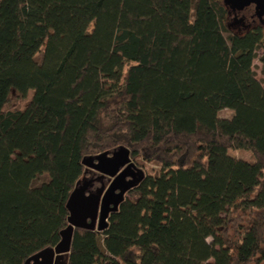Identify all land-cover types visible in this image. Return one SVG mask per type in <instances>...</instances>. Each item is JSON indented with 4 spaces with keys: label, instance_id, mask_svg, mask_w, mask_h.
Segmentation results:
<instances>
[{
    "label": "trees",
    "instance_id": "1",
    "mask_svg": "<svg viewBox=\"0 0 264 264\" xmlns=\"http://www.w3.org/2000/svg\"><path fill=\"white\" fill-rule=\"evenodd\" d=\"M256 58L264 16L228 0H0V264L53 248L83 158L121 146L157 170L66 264H264Z\"/></svg>",
    "mask_w": 264,
    "mask_h": 264
},
{
    "label": "water",
    "instance_id": "2",
    "mask_svg": "<svg viewBox=\"0 0 264 264\" xmlns=\"http://www.w3.org/2000/svg\"><path fill=\"white\" fill-rule=\"evenodd\" d=\"M231 3L238 9L255 4L258 10L264 11V0H231ZM82 164L86 171L97 177L84 174L75 184L66 202L67 226L60 232V241L53 248L34 254L24 264H66L74 229L104 230L109 214L117 210L127 191L135 187L144 175L131 161L129 150L122 146L85 157ZM100 177H106L108 185L93 190L94 181Z\"/></svg>",
    "mask_w": 264,
    "mask_h": 264
},
{
    "label": "rangeland",
    "instance_id": "3",
    "mask_svg": "<svg viewBox=\"0 0 264 264\" xmlns=\"http://www.w3.org/2000/svg\"><path fill=\"white\" fill-rule=\"evenodd\" d=\"M250 10H252V8H249ZM262 53L261 50H259L257 52L258 56ZM41 58L40 55L37 56V61H39ZM252 70L254 72V76L258 81H261L264 79V68L262 66V63L259 61L258 58H256L253 61V66H252ZM31 97V92H28L25 95H19L17 94L15 91H11L10 93V101L9 103L4 107V109L8 110V109H21L23 108L29 101ZM218 116L219 117H223V118H230L232 116V111L230 109H221L218 111ZM231 156L237 158V159H242V160H250V153L247 151H237V150H233L231 151ZM143 171L146 172H153L154 170H157L156 166H153L152 164H147L144 169H142ZM91 173V172H90ZM93 174V173H92ZM87 177H89V172L86 175ZM94 175H92L93 177ZM46 180V176H40L38 177L33 185H38L41 182ZM99 182L96 184V187L99 186ZM126 196H130L129 194H126ZM208 262H212V260H209Z\"/></svg>",
    "mask_w": 264,
    "mask_h": 264
},
{
    "label": "flooded vegetation",
    "instance_id": "4",
    "mask_svg": "<svg viewBox=\"0 0 264 264\" xmlns=\"http://www.w3.org/2000/svg\"><path fill=\"white\" fill-rule=\"evenodd\" d=\"M228 2H229V4L232 6V8L233 9H235V10H240V9H238V8H234L233 7V5H232V3H231V0H228ZM249 8H252V10H255V11H257V12H259L262 16H264V11H260V10H258L257 8H256V6H255V4H250L249 6H247V7H244V8H242V9H249ZM89 175L92 177V175H94L93 176V178H95V177H97V175L96 174H92V172L91 173H89ZM99 182V186H97L96 187V184ZM108 179L106 178V177H100L97 181H94V183H93V186H92V189L94 190V189H97V188H100V187H102V186H107L108 185Z\"/></svg>",
    "mask_w": 264,
    "mask_h": 264
}]
</instances>
